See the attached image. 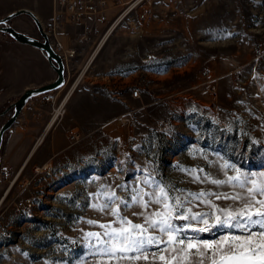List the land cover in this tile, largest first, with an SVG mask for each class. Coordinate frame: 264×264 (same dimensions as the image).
<instances>
[{
	"label": "rangeland",
	"instance_id": "1",
	"mask_svg": "<svg viewBox=\"0 0 264 264\" xmlns=\"http://www.w3.org/2000/svg\"><path fill=\"white\" fill-rule=\"evenodd\" d=\"M31 2L4 0L0 11L6 15ZM150 2L148 21L123 24L105 47L114 45L119 53L111 67L123 73L120 83L126 91L145 92L151 104L130 115L120 109L114 120H103L107 124L97 132L104 133L97 140L100 147L86 141V167L80 175L58 176L44 167L20 182L0 172V264H98L101 258L90 246L95 241L85 234L103 230L87 221L108 223L113 217L91 205L103 203L104 194L113 190L127 198L132 189L146 188L142 181L149 174L191 192L232 193L227 185L193 182L181 169L225 179L220 165L228 161L247 173L264 172V0ZM36 3L44 6L43 0ZM11 24L16 29L17 20ZM13 43L0 32L1 61L16 54ZM97 47L82 69H95ZM205 68L211 70L209 77L202 75ZM18 99L5 103L0 92V129L12 114H3L9 107L4 108ZM3 142L4 148L6 138ZM25 198L34 201V208L17 213L16 205ZM194 210L207 209L200 205ZM121 211L141 222L132 216L141 211L138 206L126 212L121 206Z\"/></svg>",
	"mask_w": 264,
	"mask_h": 264
},
{
	"label": "crops",
	"instance_id": "2",
	"mask_svg": "<svg viewBox=\"0 0 264 264\" xmlns=\"http://www.w3.org/2000/svg\"><path fill=\"white\" fill-rule=\"evenodd\" d=\"M3 2L0 0V5ZM43 3L40 8L32 0L31 6H21L6 15L0 11V18L19 10H28L45 27L52 23L53 0H43ZM14 19L18 23L17 30L39 37L30 16L24 14ZM101 31L99 26L97 34L81 42L85 35L82 27L64 22L58 24L59 42L65 51H75L76 55L68 60L66 84L55 92V102L41 103L44 96L31 99L15 127L7 134L0 167V172H7V179L22 182L28 174L40 173L44 167H52L58 176H69L72 172L80 175L86 167V141L94 140L95 145L100 147L97 140L104 133L97 132L105 128L107 123L104 124L103 120H114L120 109L123 114L130 115L136 108L151 104L150 95L141 92L142 100L139 101L126 91V86H122L120 80L123 73L119 68L111 67L119 53L114 45L105 47L109 39L101 41ZM12 47L16 52L14 57L0 60V92L5 103L29 89L50 84L58 77L39 50L15 41ZM96 47L93 59L100 57L95 69H82L88 55ZM60 104L63 112L53 115L52 110ZM73 134L80 137L78 143L71 139Z\"/></svg>",
	"mask_w": 264,
	"mask_h": 264
},
{
	"label": "snow or ice",
	"instance_id": "3",
	"mask_svg": "<svg viewBox=\"0 0 264 264\" xmlns=\"http://www.w3.org/2000/svg\"><path fill=\"white\" fill-rule=\"evenodd\" d=\"M220 167L225 179L181 170L193 182L227 185L232 193L191 192L149 174L142 181L147 190L132 189L127 198L114 190L104 194L103 203L91 206L100 212L107 210L113 219L108 223L87 221L103 231L85 234L90 242L95 241L90 246L101 258L98 264H264V172L247 173L228 161ZM228 171L234 174L228 175ZM216 200L233 203L220 206ZM134 205L141 209L132 213L140 223L121 211V206L126 212ZM200 205L207 210L195 211ZM220 232L224 234L217 237ZM202 234L214 238L202 239Z\"/></svg>",
	"mask_w": 264,
	"mask_h": 264
},
{
	"label": "built area",
	"instance_id": "4",
	"mask_svg": "<svg viewBox=\"0 0 264 264\" xmlns=\"http://www.w3.org/2000/svg\"><path fill=\"white\" fill-rule=\"evenodd\" d=\"M150 0H53V19L50 25L44 28L50 42L55 51L61 55L66 64L76 55L75 51H65L58 40L57 28L60 22L79 26L84 29V36L81 42L87 41L88 37L97 34L96 29L100 26L102 31L99 33L101 41L108 35L113 34L123 24H134L135 21L145 24L151 13ZM147 7V8H146ZM146 8V10H142ZM264 54V43L260 46V55ZM210 68H205L202 72L204 77H209ZM41 103H54L56 93H48L43 95ZM134 98H139L141 92L135 89L132 92ZM61 110V104L54 108V112ZM168 125V121L160 125L164 129ZM74 142H78L80 137L74 134L71 138ZM35 204L31 198H25L16 205L17 213L29 212L34 208Z\"/></svg>",
	"mask_w": 264,
	"mask_h": 264
},
{
	"label": "water",
	"instance_id": "5",
	"mask_svg": "<svg viewBox=\"0 0 264 264\" xmlns=\"http://www.w3.org/2000/svg\"><path fill=\"white\" fill-rule=\"evenodd\" d=\"M24 14L30 16L34 20L39 32L38 38L24 34L18 31L17 29H15L13 26H7V24L11 22L14 18ZM0 22H3L0 23L1 33L9 35L15 42L30 46L42 52L45 55L50 66L54 69V71L58 76L57 79L50 84H47L45 86L36 89H29L26 92H24L19 97V99L16 102H14L12 105H10L9 108L3 113L5 114L8 112H12L8 121L0 129V167H1V150H2L5 133L7 131H10V129L14 126V124L17 122L18 118L20 117L22 111L24 110V108L31 99L39 96H43L48 93L57 92L61 88H63L66 84V75L68 73V70H67L66 62L61 57V55L55 51V49L53 48L50 42L48 35L44 31L43 25L32 12L28 10H19L12 14H9L4 18H1Z\"/></svg>",
	"mask_w": 264,
	"mask_h": 264
},
{
	"label": "bare ground",
	"instance_id": "6",
	"mask_svg": "<svg viewBox=\"0 0 264 264\" xmlns=\"http://www.w3.org/2000/svg\"><path fill=\"white\" fill-rule=\"evenodd\" d=\"M112 34H108L103 40L107 41ZM107 39V40H106ZM61 113V111L57 110V114L59 115ZM53 121V120H52Z\"/></svg>",
	"mask_w": 264,
	"mask_h": 264
},
{
	"label": "trees",
	"instance_id": "7",
	"mask_svg": "<svg viewBox=\"0 0 264 264\" xmlns=\"http://www.w3.org/2000/svg\"><path fill=\"white\" fill-rule=\"evenodd\" d=\"M44 56H45V55H44ZM9 106H10V105L6 106V107L4 108V110H6ZM7 134H8V131L5 133L4 141H5V138L7 137ZM3 144H4V142H3ZM2 148H3V145H2ZM1 151H2V150H1Z\"/></svg>",
	"mask_w": 264,
	"mask_h": 264
},
{
	"label": "flooded vegetation",
	"instance_id": "8",
	"mask_svg": "<svg viewBox=\"0 0 264 264\" xmlns=\"http://www.w3.org/2000/svg\"><path fill=\"white\" fill-rule=\"evenodd\" d=\"M7 26H12L11 22H9V23L7 24Z\"/></svg>",
	"mask_w": 264,
	"mask_h": 264
}]
</instances>
